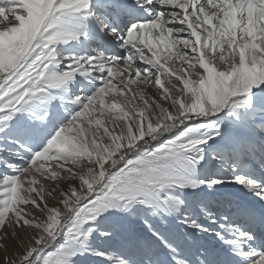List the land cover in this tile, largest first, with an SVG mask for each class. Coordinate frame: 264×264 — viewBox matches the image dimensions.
Returning <instances> with one entry per match:
<instances>
[{
	"label": "snow or ice",
	"instance_id": "obj_1",
	"mask_svg": "<svg viewBox=\"0 0 264 264\" xmlns=\"http://www.w3.org/2000/svg\"><path fill=\"white\" fill-rule=\"evenodd\" d=\"M0 251L264 264V0H0Z\"/></svg>",
	"mask_w": 264,
	"mask_h": 264
},
{
	"label": "rangeland",
	"instance_id": "obj_2",
	"mask_svg": "<svg viewBox=\"0 0 264 264\" xmlns=\"http://www.w3.org/2000/svg\"><path fill=\"white\" fill-rule=\"evenodd\" d=\"M64 185H61V187H63ZM3 258H4V252L0 251V264H2L3 262Z\"/></svg>",
	"mask_w": 264,
	"mask_h": 264
}]
</instances>
